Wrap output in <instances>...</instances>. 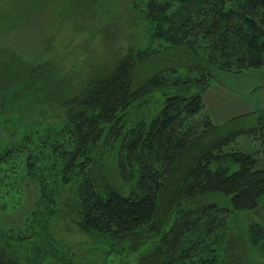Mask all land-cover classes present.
Instances as JSON below:
<instances>
[{"label":"trees","instance_id":"16d2710c","mask_svg":"<svg viewBox=\"0 0 264 264\" xmlns=\"http://www.w3.org/2000/svg\"><path fill=\"white\" fill-rule=\"evenodd\" d=\"M121 3L138 37L80 72L0 52V128L17 139L0 144V179L38 188L29 225L0 228V264H79L48 230L58 215L144 245L136 264H264V166L226 149L263 144L264 111L198 115L213 77L264 65L260 0ZM15 158L20 174L3 167Z\"/></svg>","mask_w":264,"mask_h":264},{"label":"rangeland","instance_id":"374dc122","mask_svg":"<svg viewBox=\"0 0 264 264\" xmlns=\"http://www.w3.org/2000/svg\"><path fill=\"white\" fill-rule=\"evenodd\" d=\"M122 3L121 0H0L2 60L12 56L31 64L48 60L57 64L59 74L73 69L80 72L89 63L111 55L112 46L116 45L113 48L116 49L138 37V32L132 33L135 18ZM242 73L213 77L206 88L210 90V101L205 100L207 104L198 115L207 114L213 122L221 124L247 110L264 111V65ZM230 100H235L236 106H229L233 103ZM47 107L57 109L55 105L44 108ZM37 108L31 107L32 117L43 118ZM0 134L4 135L0 144L12 145L17 141L6 137L8 134L1 128ZM226 149L257 152L261 158L259 166H264V147L257 138L240 135ZM21 164V158L8 159L3 167L11 170L17 167L20 174ZM6 179H0V228L24 230L36 206L38 188L32 183H22L10 189L5 185ZM48 223V230L55 232L59 245L79 264H136L139 251L145 249L143 245L139 251H132L127 241L109 244L103 237L91 234L92 237L74 225L67 227V219L59 215Z\"/></svg>","mask_w":264,"mask_h":264},{"label":"crops","instance_id":"0c3cea01","mask_svg":"<svg viewBox=\"0 0 264 264\" xmlns=\"http://www.w3.org/2000/svg\"><path fill=\"white\" fill-rule=\"evenodd\" d=\"M246 73H247V72H246ZM243 74H244V73H243ZM243 74H242V75H243ZM209 91H210V90H209V88H208L207 90H205V92H204V94H203V98H204V102H205V103H206L205 100H207L208 102L210 101V100H209V97H210L211 95H210ZM219 92H220V91H219ZM230 101H232L233 103L230 104L229 106H232V107H233V106H236V101H235V100H230ZM230 101H228L227 103L229 104ZM206 104H207V103H206ZM206 104H205V105H206ZM228 104H227V105H228ZM263 147H264V142H263Z\"/></svg>","mask_w":264,"mask_h":264},{"label":"water","instance_id":"95a60500","mask_svg":"<svg viewBox=\"0 0 264 264\" xmlns=\"http://www.w3.org/2000/svg\"><path fill=\"white\" fill-rule=\"evenodd\" d=\"M262 7L264 8V0H260Z\"/></svg>","mask_w":264,"mask_h":264}]
</instances>
